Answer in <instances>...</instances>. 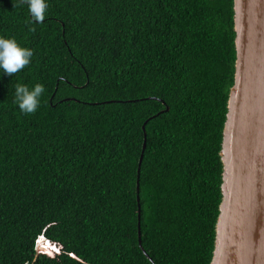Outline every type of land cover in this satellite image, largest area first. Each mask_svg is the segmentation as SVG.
I'll use <instances>...</instances> for the list:
<instances>
[{
  "label": "trees",
  "instance_id": "trees-1",
  "mask_svg": "<svg viewBox=\"0 0 264 264\" xmlns=\"http://www.w3.org/2000/svg\"><path fill=\"white\" fill-rule=\"evenodd\" d=\"M48 5L34 24L0 0V36L34 52L0 72V264H152L138 209L153 264H210L233 0ZM37 83L24 114L15 87Z\"/></svg>",
  "mask_w": 264,
  "mask_h": 264
},
{
  "label": "water",
  "instance_id": "water-1",
  "mask_svg": "<svg viewBox=\"0 0 264 264\" xmlns=\"http://www.w3.org/2000/svg\"><path fill=\"white\" fill-rule=\"evenodd\" d=\"M233 30L236 58L219 152L221 202L210 264H264V0H233ZM145 147L144 132L138 174ZM138 243L153 264L142 248L140 209Z\"/></svg>",
  "mask_w": 264,
  "mask_h": 264
},
{
  "label": "clouds",
  "instance_id": "clouds-1",
  "mask_svg": "<svg viewBox=\"0 0 264 264\" xmlns=\"http://www.w3.org/2000/svg\"><path fill=\"white\" fill-rule=\"evenodd\" d=\"M19 3L27 6L32 23L35 24L45 20L49 7L48 0H19ZM30 30L35 31V28ZM33 55V50L21 47L15 38L0 36V72L13 76L31 63ZM44 92L45 87L43 84L37 83L31 89L24 84H17L14 92L15 103L22 113L33 114L38 110L40 98ZM39 240L38 247L47 246V241L45 244H41Z\"/></svg>",
  "mask_w": 264,
  "mask_h": 264
},
{
  "label": "bare ground",
  "instance_id": "bare-ground-1",
  "mask_svg": "<svg viewBox=\"0 0 264 264\" xmlns=\"http://www.w3.org/2000/svg\"><path fill=\"white\" fill-rule=\"evenodd\" d=\"M42 242V240H39V243H41ZM37 243H38V241H37Z\"/></svg>",
  "mask_w": 264,
  "mask_h": 264
}]
</instances>
